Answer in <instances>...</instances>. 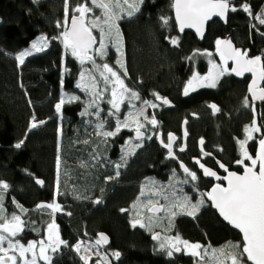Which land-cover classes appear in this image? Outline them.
I'll return each instance as SVG.
<instances>
[{
	"label": "trees",
	"instance_id": "obj_1",
	"mask_svg": "<svg viewBox=\"0 0 264 264\" xmlns=\"http://www.w3.org/2000/svg\"><path fill=\"white\" fill-rule=\"evenodd\" d=\"M81 2L70 0L69 10ZM171 3L144 0L138 13L119 20L125 48L123 73L127 70L123 76L142 103L152 102L154 93L172 103L149 110L158 121L151 132L180 133L183 120L189 118L193 144L203 138L206 146L222 147L224 160L232 159L239 153L243 129L253 120L252 109L244 107L247 82L230 75L213 89L184 95V88L194 70H207L203 51H213L217 39L229 34L249 56L264 55V26L254 18L263 11L264 0H232L237 11L229 12L227 24L219 20L210 23L203 43L191 32H178ZM245 3L251 14L243 10ZM64 9V0H0V181L9 186L2 192L5 215L15 213L21 205L29 207V217L38 230L55 219L60 238L67 244L61 245L52 264H84L73 245L79 239L96 240L100 232L110 234V250L121 254L114 264H193L192 257L183 253L168 257L159 251L151 233L139 225L133 227L131 218L120 212L122 206L138 198L146 178L168 176L166 170L172 163L157 135L127 159L121 180L106 181L114 169L105 157H117L129 135L122 132L108 139L98 135L95 125L99 122L115 127L108 100L89 110L79 99L65 103L61 113L56 111L62 91H78L84 69L61 39H53L64 30L57 26V21L64 20ZM94 10L101 15L99 9ZM162 16L168 17L166 26ZM93 34L99 40L97 30ZM176 35L180 40L177 46L167 40ZM39 36L49 38L48 47L28 56L21 65L17 54ZM210 100L219 105L217 114L206 108ZM86 109L87 114L81 115ZM192 113L197 117L192 118ZM34 116L45 123L31 128ZM256 117L261 122L258 106ZM21 140L24 143L18 149L15 145ZM68 162L71 165H66ZM68 167H85V177L68 179ZM39 179L42 187L37 184ZM104 187L111 196L100 206L96 201ZM42 201H54L61 208L50 216L32 213ZM173 234L214 245L242 242L241 234L225 223L209 202L195 217L179 216Z\"/></svg>",
	"mask_w": 264,
	"mask_h": 264
},
{
	"label": "snow or ice",
	"instance_id": "obj_2",
	"mask_svg": "<svg viewBox=\"0 0 264 264\" xmlns=\"http://www.w3.org/2000/svg\"><path fill=\"white\" fill-rule=\"evenodd\" d=\"M65 3V15L63 22L57 21V26L62 27L64 30L60 33L59 37L53 39H61L66 50H70L71 55L80 60L81 64L86 60H91L95 65V59L90 55V50L94 51L97 55H106L107 45L105 40L115 41L117 51H120V40L122 33L120 32L118 20L124 17L120 13L126 14L128 17L134 16L141 10L144 0H82L76 7L71 9L72 15L69 17V3L70 0H64ZM89 4L91 6H89ZM171 7L175 10V18L180 26V30L183 31L185 27L195 28L198 33L203 35L202 28L206 22L211 21L213 17H226L228 11H237L236 7L232 5V0H172ZM244 11L250 12L249 6L245 3L242 5ZM94 9H99L101 15L89 16L88 14L93 13ZM78 14V15H77ZM259 20L260 25H264V12L254 17ZM164 26L168 24V17H160ZM70 25V26H69ZM255 28V25H253ZM93 29H99V47L93 49V45L97 44V37L93 35ZM48 37H40L38 41H33L31 49H25L20 52L16 59L22 65L26 56H31L34 52H43L48 47ZM178 38H171V43L174 45L178 44ZM217 51L219 52L221 59L227 62V60H233L235 67L231 69L238 76H243L245 73H251L253 79L248 86V92L251 95V103L249 97L244 98V107H250L253 112V120L250 125L245 126L246 137L243 140H239L241 158L237 159L235 163L237 165H243V174L228 171L226 165L219 163V167L225 169L228 172L223 180L227 181V186L216 184L211 189V192L207 194H201L202 198L193 203L191 199L185 196L182 200H179L170 207L165 205H159L158 207H149V212H159L164 210L168 212L170 218L175 217L179 214H187L195 217L196 213L200 210V207L204 204L203 196H207L213 202V206L219 210L220 215L224 220L228 221L236 229L242 233V242L231 243L229 242L226 246L221 249L213 250V257L220 262V257H224L226 260H230L231 264H264V135L259 138L258 151L255 157H253L246 147L249 140H253L252 133L261 132L264 128V114H261V122L257 123L256 117V105L257 100L264 102V87L261 83L264 82V55H257L255 57L249 56L248 51H242L239 48L234 47L230 39L216 41ZM210 55V54H209ZM120 67L124 65L119 60L117 61ZM104 71L100 73L105 84L111 83V99L108 101L111 104L112 109L116 112L120 110V105L124 103L125 94H128L129 99L139 100L140 96L138 93L129 89L122 78V75L118 73L113 67L107 63L102 65ZM218 65H213V69L206 76H200L198 73H193L192 78L187 82L184 88V95H188L190 91H194V86L203 87L204 82H207V86L215 87L216 81L219 76L223 75L227 69L219 68ZM109 73L110 75H105ZM127 74L125 69L123 75ZM84 73H81V79L83 80ZM77 87H87L86 85L78 84ZM91 87L95 89L97 87L96 77H92ZM108 89L105 88V91ZM96 96H102L103 92H94ZM157 100H162L164 104L170 103L167 98H162L159 94L154 93ZM79 100L78 96H70L68 102ZM65 103L62 97L60 102L55 106L56 111H61V106ZM95 104L93 100L89 107ZM145 106L150 105L151 107H158L159 105L150 101H143ZM213 111H219V108L213 104L210 106ZM87 114V109L81 115ZM98 114V113H97ZM115 115V113H111ZM139 115H143V109L139 111ZM145 119H148L145 117ZM45 121H37L35 116L33 122L30 125L31 128H36ZM150 124L156 125L158 121L153 117ZM127 127V121H117L115 132H104V136H114L120 131L121 126ZM102 127V125H100ZM144 125L139 124L137 121L136 135L142 137L143 133L141 128ZM187 132L185 131V136ZM151 139V137H149ZM174 139V134H168L169 143L164 144L165 148L171 149V142ZM24 143L21 140L15 145L16 148H20ZM163 143V141H161ZM203 145V138L200 141ZM136 147H140L139 144ZM184 149L181 148L180 151ZM203 155L211 156V153L204 152ZM169 156H173V153L169 151ZM245 161H250V164H246ZM197 163L199 160L197 159ZM59 166V158L57 160ZM120 167L119 164L116 165ZM180 167L183 171L190 176L192 181L198 179L196 172L190 171L187 166L180 163ZM200 168L203 169V174L208 177H216L217 173L210 168L200 164ZM258 168V170H257ZM119 171L116 172V176H119ZM108 177L107 179H112ZM187 182V181H186ZM37 183H43L37 180ZM9 186L7 183L0 181V214L4 212L3 209V196L2 192ZM99 202V201H97ZM39 208H47L51 210L52 214H55L60 210L61 206L56 203L38 205ZM188 209H191L190 211ZM23 211V209H22ZM122 211H126L122 209ZM70 215V213H69ZM153 223V217L148 218V224L145 225L139 220H135L132 223L133 227L137 224L140 227H149ZM171 224V219H169ZM24 221L21 220L20 216L15 213L11 216L0 215V264H38V261L42 260L45 264H52L53 256L48 253L51 252L53 255L58 252L61 245H66L67 242L60 238L58 227L53 222L47 225V243L44 240L39 242L29 241L27 245L21 244L18 239L13 238L17 234L23 231ZM153 240L159 241L158 250L166 252L168 257H172L174 252L179 253L182 251L180 245L182 244L185 249L190 250L187 254L198 257L199 264L200 260L204 259L202 253L203 246L198 242H189L182 240L179 235L174 237H166L164 240L160 239L159 233H154L152 236ZM7 243V247H4V243ZM102 242L107 243V238L104 234H100V238L95 241V244L99 246ZM39 248V252H36V248ZM77 252L81 251L80 244L73 246ZM90 249L85 248L84 251L88 252ZM12 253L11 255L9 253ZM26 253H32L31 259L26 258ZM18 254V255H17ZM113 255L119 258L121 255L119 252H114ZM82 260L85 264H88L90 259L88 256H82ZM96 264H103L101 259L96 261Z\"/></svg>",
	"mask_w": 264,
	"mask_h": 264
},
{
	"label": "rangeland",
	"instance_id": "obj_3",
	"mask_svg": "<svg viewBox=\"0 0 264 264\" xmlns=\"http://www.w3.org/2000/svg\"><path fill=\"white\" fill-rule=\"evenodd\" d=\"M130 2H131V0H130ZM262 12H264V9H263ZM70 14L72 15V12L69 10V17L71 16ZM88 15L89 16H95V15H98V14L94 10L93 13H90ZM120 15L127 16L124 13H120ZM117 23L119 25V20L117 21ZM119 29H120V26H119ZM95 30H97V32L99 34V29H93V33H94ZM120 32H121V29H120ZM40 37H42V36H39L34 41H38V39ZM32 43H33V41L25 49H31ZM105 44L107 45V48L105 50L106 51V55L100 56V55H97L94 51L90 53V55H92L94 57V59H95V65H93V62L91 60H86L83 63L84 64V67H83L84 68L83 69L84 78H83V80L80 78V81H79L78 84L86 85L87 87H78V91L75 92V93L74 92L73 93H68L66 91H62L61 98L62 97L64 98L65 103L68 102V98L70 96H78L79 99L84 100L87 108L89 110L90 109L92 110V108H94L96 106H102V104L106 100L109 101L112 98L111 97V87H112L111 83L105 84V82L103 80V77H101V75H100V73L102 71H104L103 68H102V65L104 63H107L109 66L113 67L114 70H116L118 73H120L122 75V78H123L124 83L126 85V80H125V77L123 76L124 67L121 68L120 64L117 63V61L119 60L124 65V56H123V54H124V40H123V36H122V38L120 40V45H119L120 46V51L119 52L117 51V46H116L115 41H110V40L106 39L105 40ZM97 47H99V40H98V46ZM238 48L241 49L242 51L245 50L241 46H238ZM24 50H22V51H24ZM214 52H215V49L213 51H210V50L203 51V53L205 54V56H206V58L208 60L207 70L205 72L194 70L193 73H198L200 76L203 77V76H206L210 72V70L213 69V65H218L219 68H226L227 71L223 75L218 77V79L216 81V86H217L218 83L222 80V78L225 75H228L230 70L227 68V64L225 63L224 60L220 61V60L217 59V57L214 55ZM37 53H40V52H34L33 51V54H37ZM27 57L28 56H26L24 58V60ZM219 68H217L216 71H219ZM193 73L189 77L188 81L192 78ZM105 75H110V74L105 72ZM93 76L96 77L97 87L95 89H93L91 87L92 77ZM204 85L205 86H203V87L194 86L195 90L194 91H190L189 94L194 93V92L199 91V90H202V89H213V88L216 87V86L215 87L207 86V82H204ZM105 88H107L108 90L105 91ZM129 89H131V88H129ZM94 92H97V93L103 92V95L102 96H96V95L93 94ZM128 99H129L128 98V94H125L124 103H122L120 105V110L118 112H116L115 109H112L111 104H109V106H110V108L112 110L111 113H113V112L115 113V118H114L115 127L110 129V127L106 126L105 123H101V122L97 123L95 126H96L97 130H99L98 131V135L101 136V138L108 139L109 137H111V136H104L103 133L104 132H115L116 124H117L118 120L121 121V122L127 121V124H128L127 127H124L122 125L120 130L127 129L129 131L136 132L137 121H138L139 124L144 125V127L147 126L150 129L149 137H154L156 135L154 133V130H152V132H151V129L157 127V124L156 125H152V124L149 123V121L154 117L151 113H149V110H154L156 107L154 108V107H151L150 105L145 106L140 101V99L139 100H136V99L128 100ZM93 100H95V104H93L91 107H89V104ZM127 102H129V103H128V106L126 107L127 110L125 111V115L124 116H120L119 113H121L123 111L122 109L124 107V104H127ZM152 103H154V102H152ZM155 104L159 105L158 103H155ZM63 105L61 106V111H62ZM141 109H143V115H139V111ZM61 111H60V113H61ZM145 117H147L148 119H145ZM257 123L259 124L260 122L257 120ZM110 124H111V122H110ZM110 124H108V125H110ZM250 124H247V125H250ZM100 125H102V127H100ZM144 127L141 128L140 130L143 131ZM263 129L264 128L261 129V132L252 133L254 139L253 140H249L247 142V144H246L248 152L253 157L256 156V149L258 147L259 138H261L262 135H264V130ZM242 133L243 134H242V136L240 137L239 140L245 139V137H246L245 128L243 129ZM149 137H148V139H149ZM253 142H256L255 143V148H254L255 152H253V150H252ZM137 144H139L140 147H136ZM143 144H142L141 140L140 141H136L133 137H131L130 140L127 142V149L130 150V151H135V150H138L139 148H141L143 146ZM239 155H240V158H241L240 146H239ZM245 163L246 164H250L251 162L250 161H245ZM185 196L189 197L193 203L199 201L202 198V195L193 196L190 193L184 192L183 188L179 184V180L176 177H174L173 179L168 181L166 184H163L162 182L155 181L154 179H150V180H148V181H146V182H144L142 184L141 192H140L138 198L136 199V201L134 202V204L131 206V213L133 215V221L139 220L142 223H144L145 225H147L148 224V218L149 217H153V223L150 226V230H149V227H147V226L144 227L151 233L152 236H153L154 233H159L161 240H164L166 237H174L176 235L173 234V225L176 223V220L179 218V216L187 215V214H179V215H177L175 217H171L170 218L168 212H166L164 210L160 214H155L153 212H149L148 208L152 207L154 205H165L166 207H170L171 204H173V203H175V202H177L179 200H182ZM203 199L205 201V197H203ZM204 205H205V202L200 207V210H201V208ZM188 210L190 211L191 209H188ZM199 211L197 213H199ZM15 214L18 215V216H21V214H19V212H18V209L16 210ZM0 215H5V211L2 214H0ZM169 219H171V224L169 223ZM137 225H139V224H137ZM13 239L16 240L17 238L14 237ZM181 239L182 240H187L189 242H193V241H190V240L185 239V238H181ZM96 240H93V241H80L78 243V244H80V247H81V251H79V254L81 255V257L82 256H88L90 258L88 260V262L93 258L94 259V263H96V261L98 259H101L103 264H113L114 263L113 260L115 259V256L113 255L114 252H109V251L103 250L102 249L103 248L102 244H100L99 246H97L95 244ZM155 242H156V245L159 246V241L155 240ZM20 243H21V241H20ZM193 243H195V241ZM198 243H200L203 246L202 253L204 255V259L200 260L199 264H218L217 260H215L214 257H213V250L214 249H217V250L221 249L222 247L226 246L229 242H223V243L218 244V245H214V244H211V243H202V242H198ZM231 243H234V242H231ZM3 246L7 247V243L5 242ZM180 247L183 250V254L185 256L192 257L191 261L193 262V264H197V261L199 260V258L198 257H193V256L187 254V252L190 251V250L185 249L182 244L180 245ZM85 248H89L90 250L88 252H85L84 251ZM36 252L37 253L39 252V248L38 247L36 248ZM9 254L11 255L12 253L10 252ZM174 254H176V253H174ZM31 256H32V253H26V258L27 259L30 260ZM219 259H220V262H222V264H231V261L230 260H226L224 257H220Z\"/></svg>",
	"mask_w": 264,
	"mask_h": 264
},
{
	"label": "flooded vegetation",
	"instance_id": "obj_4",
	"mask_svg": "<svg viewBox=\"0 0 264 264\" xmlns=\"http://www.w3.org/2000/svg\"><path fill=\"white\" fill-rule=\"evenodd\" d=\"M171 38H178V41H179L178 44L180 43L179 37L177 35L176 36H168L167 40L170 43H171ZM124 52H125V50H124ZM217 59L222 61L221 57H217ZM226 64H227V68L230 71H229L228 75H225V76H230L231 75L232 77H234L236 79L245 80L247 82L248 86H249V83L251 81V77L250 76H245V75L238 76L234 72L231 71L232 66L229 65L227 62H226ZM126 85L130 88V85H129L128 81H126ZM248 97H249V93H248ZM128 100H131V99H128ZM151 101L154 102V103L161 104V105L164 104L162 100H157L156 97H155V99H153ZM128 103L129 102H127V104H124V107L122 109L123 111L121 113H119L120 116H124L125 115V111L127 110L126 107L128 106ZM211 104H215L218 108H219V105L214 100H210L205 105L206 108H208L212 112V114H217L218 111L214 112L213 109L210 107ZM164 105H172V103L170 102V103L164 104ZM256 106L259 107V105H256ZM112 117L114 119L115 115H112ZM191 117L195 118V117H197V114L192 113ZM183 121H187V124H186L187 135H186L185 146L183 145L184 139H183V136H182V126H181L180 133L173 132L177 136V141L173 145V157L170 158L168 156L169 155V151L166 150L165 148H163L162 145L160 144L162 149L165 151V157L167 159L171 160V163H172V166L168 170H166V174H168V176L166 177V179H161V178H159L157 176H150V177L146 178L143 181V183L148 181V180H150V179H154L155 181L162 182L163 184H166L168 181H170L171 179L176 177L179 180V184L183 188L184 192L190 193L193 196H198V195H201V194L209 193L210 189L215 184H221L222 186H225V187L227 186V183L225 181H223L221 178L220 179L207 178L203 174V172L200 170V163H202V164L210 167L211 169H213L217 173L218 177H224V176H226L228 174V172L225 171V169L219 167V163H223L224 165H226L228 171L236 172V173H243V171H244L243 165H237L235 163V161L237 159H240L239 153L235 157H233L232 159L224 160L222 158V147L221 146H215V147L206 146L204 144V139H203V145H201V143H200L201 138H198L197 141L195 142V144H193L192 139L190 137V131H189V124H188L189 123V118H186ZM157 127H158V123H157ZM149 131H150V129L147 126L144 127L143 132L145 134V137H144V139L141 140L142 144L148 139ZM122 132H127V134H129V135H127L126 138L123 140V144L121 145L120 150H119V152L116 155L117 157H113L111 155L105 157V159L109 162L108 164L112 165L113 169H114V173H111V175L108 176V177H113V178L112 179H107L108 177H105L106 181H115L116 179L117 180H121L123 178L122 172L125 170L124 168H125V165L127 164V159L131 158L134 155V153L137 152L140 149L139 148L138 150H135V151L128 150L127 149V142L130 140L131 137L134 138L135 132L129 131L127 129H122L119 132H117L116 135L119 134V133H122ZM169 133L170 132H166L163 129L162 130L159 129L156 135H157V138H158V135L161 134L162 135V141L167 143L168 142V134ZM116 135L111 136V138L115 137ZM181 148H183L184 150L180 151ZM204 152L211 153V156L203 155ZM197 159L199 160V163H197ZM181 162H183L185 164V166H187L189 168L190 171L196 172L197 177H198V179L196 181H192L190 176H188V174L183 171V168L180 167V163ZM117 164L120 165L119 168L116 167ZM66 165H71V164H70V162H68ZM67 170H68L67 174H69L68 175L69 176L68 179H70V180H71V178L76 179V177H78L81 180L82 177H85V174H86V168L85 167H81L78 170L77 169L72 170L71 168L68 167ZM257 170H258V168H257ZM117 171H119V173H120L119 176H116V172ZM140 192H141V188H140ZM54 193H55V191H53V195H54ZM110 196H111V194L108 193L107 188L104 187L102 189V191L98 194L97 201H99V202L96 201V203L98 205H100V206H104L106 201L108 200V198ZM203 197H205V202H209L212 205V203L210 202V200L208 199V197L206 195L203 196ZM135 201L131 200L130 203H127L125 206H122L121 209H120V212L122 214H125L126 216H128L129 220L131 218L132 223H133V215L131 213V206L134 204ZM42 202L48 203L47 201H42ZM53 202H51V203H53ZM38 204L36 205V208L34 210H32L33 211L32 213H37V214H40V215L47 214V216L52 215L50 209H47V208L39 209V207H37ZM48 204H50V202ZM22 209H23V211H22ZM122 209H124L126 211H122ZM30 211L31 210L29 209V207H25V206H22V205L18 208V212H19V214H21L20 218H21L22 221H24V224H23L22 233L17 234V236L15 238L19 239L21 241V243L24 244V245H27V243L29 241H37V242H39L41 240H44L45 243H47V239H46L47 238V225L49 223L53 222V220H54L55 224L57 225L55 219H52L50 222L44 224L38 230V227L35 224L32 223L31 217H29L31 215V213H29ZM228 225L231 226L230 224H228ZM57 227H58V225H57ZM231 227L236 229L233 226H231ZM236 230L239 232L238 229H236ZM58 232H59V229H58ZM105 233H107L110 236V234L108 232H105ZM59 236H60V234H59ZM97 239H98V237H97ZM110 239H111V236H110ZM80 241H91V240L79 239L77 242L74 243V245H77ZM110 247H111V245L109 247H104L103 246L102 249L105 250V251H109V252H117L115 250H110ZM59 250H60V248L58 249V251ZM74 250H75V248H74ZM76 253L79 255V257L81 259V255L79 254V252L76 251ZM182 253H183V250H182ZM48 254L52 255L53 258H54L55 254L53 255L51 252H49ZM114 260H113V262H114ZM81 261L85 264L84 260L81 259ZM38 264H45V262L40 260L38 262ZM88 264H96V263H94V259L92 258L88 262Z\"/></svg>",
	"mask_w": 264,
	"mask_h": 264
},
{
	"label": "water",
	"instance_id": "obj_5",
	"mask_svg": "<svg viewBox=\"0 0 264 264\" xmlns=\"http://www.w3.org/2000/svg\"><path fill=\"white\" fill-rule=\"evenodd\" d=\"M229 12L230 11H228L227 13H226V17H213V19L211 20V21H208V22H206L205 23V25L203 26V28H202V32H203V35L201 36V34L200 33H198L197 31H196V29L193 27V28H188V27H185L184 28V30L183 31H181L180 30V26H179V24H178V22L176 21V18H175V10L173 9V17H174V20H175V22H176V25H177V29H178V32L180 33V34H184V33H186V32H191L192 34H194L195 36H196V38L198 39V41L200 42V43H203L204 42V39H205V37H206V35H207V31H208V27H209V24L210 23H212L214 20H219L220 22H222L223 24H227V22H228V18H229ZM78 15V14H77ZM70 26V25H69ZM94 35V34H93ZM225 39H230L231 41H232V44L234 45V47H236V48H238L237 47V45H236V43L234 42V40H233V38H232V36L229 34V35H227L226 37H223L221 40H225ZM97 46H98V39H97V44H95V45H93L92 47H93V49H95V48H97ZM91 52H93L92 50H90V53ZM214 55L216 56V57H221L220 56V54H219V52L217 51V45L215 46V52H214ZM85 62V61H84ZM227 63L229 64V65H231L232 66V68L233 67H235V63H234V61L233 60H227ZM245 76H250L251 77V81H252V79H253V75L251 74V73H245L244 74ZM251 81H250V83H251ZM249 83V84H250ZM261 86L262 87H264V82H262L261 83ZM249 93V92H248ZM249 98H250V100H251V95L249 94ZM255 104L256 105H259V107H260V114H264V102H262V101H259V100H257L256 102H255ZM211 105H213V104H211ZM210 105V106H211ZM216 112V111H215ZM186 124H187V121H184L183 122V125H182V136H183V139H184V143H183V145L185 146V141H186V136H185V131H186ZM142 133H143V136L142 137H137V135H136V132H135V134H134V139L136 140V141H139V140H142V139H144V137H145V134H144V132L143 131H141ZM170 133H172V134H174V139H173V141L171 142V149H168V148H165L164 147V144H167V143H169V141L167 142V143H165V142H163V143H161V141H162V135L161 134H159L158 135V141L160 142V144L162 145V147L163 148H165L166 150H168V151H171L172 153H173V145L175 144V142L177 141V136H176V134L175 133H173V132H170ZM257 151H258V147H257V150H256V154H257ZM169 156V155H168ZM170 158L171 157H173V156H169ZM184 164V163H183ZM200 164H202V163H200ZM185 165V164H184ZM205 167H207V168H210V167H208V166H206V165H204ZM211 169V168H210ZM200 170L203 172V169L202 168H200ZM213 170V169H212ZM214 171V170H213ZM238 174H243V173H238ZM207 178H212V179H216V177H208V176H206ZM222 180H223V177H220ZM39 181H42L41 179H39ZM223 181H225L226 183H227V181L226 180H223ZM43 182V181H42ZM38 184V186H40V187H42L43 185H44V183H37ZM216 185V184H215ZM213 188V187H212ZM211 188V189H212ZM211 189H210V192H211ZM210 200V199H209ZM210 202L212 203V206H213V202L210 200ZM42 204H48V203H46V202H40L38 205H42ZM155 207H158L159 205H154ZM154 206H152V207H154ZM214 207V206H213ZM39 209H43V208H39ZM214 209H216L215 207H214ZM216 211L218 212V214L220 215V213H219V210L218 209H216ZM163 212V210H161V211H159V212H153V213H155V214H160V213H162ZM221 216V215H220ZM221 218L224 220V218L221 216ZM226 223H228V224H230L228 221H226V220H224ZM231 225V224H230ZM231 226H233V225H231ZM234 227V226H233ZM240 232V231H239ZM20 233H22V231L21 232H19L18 234H20ZM100 234H104V236L107 238V243H104V242H102V245L104 246V247H109L110 245H111V239H110V236L107 234V233H105V232H100L99 234H98V239L100 238ZM240 234H241V236H242V233L240 232ZM176 253V252H175ZM182 253V251L181 252H179V253H176L177 255H179V254H181Z\"/></svg>",
	"mask_w": 264,
	"mask_h": 264
}]
</instances>
